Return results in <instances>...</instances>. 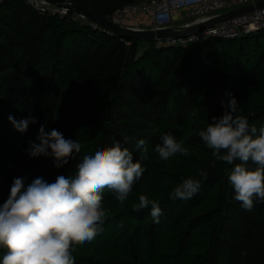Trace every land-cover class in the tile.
I'll list each match as a JSON object with an SVG mask.
<instances>
[{
    "label": "trees",
    "instance_id": "16d2710c",
    "mask_svg": "<svg viewBox=\"0 0 264 264\" xmlns=\"http://www.w3.org/2000/svg\"><path fill=\"white\" fill-rule=\"evenodd\" d=\"M70 1L107 16L134 0ZM141 40L41 15L24 0L2 3L0 204L16 177L52 182L73 174L88 150L117 142L133 150L144 139L146 171L123 206L104 190L102 231L75 246V264H264V202L252 211L241 207L227 179L234 165L217 161L198 135L231 96L250 126H264V28L187 47L158 48L152 40L145 47ZM10 114L17 121L31 114L37 123L20 133ZM41 125L80 140L81 153L59 169L50 158H30L26 149ZM164 133L190 154L161 160L154 148ZM189 177L201 181L199 191L171 199L172 189ZM141 194L159 202L158 223L150 206L134 210Z\"/></svg>",
    "mask_w": 264,
    "mask_h": 264
},
{
    "label": "clouds",
    "instance_id": "9594fccd",
    "mask_svg": "<svg viewBox=\"0 0 264 264\" xmlns=\"http://www.w3.org/2000/svg\"><path fill=\"white\" fill-rule=\"evenodd\" d=\"M221 103L223 114L214 116L198 135L217 161L234 165L227 177L234 199L245 211H252L256 202H264V126L257 130L247 117L237 114L235 96ZM8 120L20 133L37 123L31 114L19 121L10 114ZM160 141L154 151L161 160L190 154L171 133L161 135ZM82 147L80 140L65 138L62 132L41 125L26 152L30 158H50L59 169L80 154ZM134 152L139 153L138 160H134ZM148 154L144 139L138 140L133 150L119 142L99 145L79 157L73 174L58 175L52 182L43 177L31 182L26 177L14 178L7 199L0 204V264H75V246L93 241L102 231L108 215L102 203L104 190H110L123 206L146 171L141 161L147 160ZM249 162L255 167H247ZM199 175L206 178L207 173ZM200 187L198 179H183L170 198L191 199ZM149 206L150 216L158 223L162 214L158 201L141 194L133 208Z\"/></svg>",
    "mask_w": 264,
    "mask_h": 264
},
{
    "label": "built area",
    "instance_id": "2783aa9c",
    "mask_svg": "<svg viewBox=\"0 0 264 264\" xmlns=\"http://www.w3.org/2000/svg\"><path fill=\"white\" fill-rule=\"evenodd\" d=\"M4 1L0 0V6ZM24 1L41 15L70 17L81 24L110 31L85 13L72 7L70 3L62 4L51 0ZM260 1L263 0H134L106 17L119 26L137 30L172 29L182 32L205 24L224 14L223 12L228 9L256 5ZM263 28L264 6L255 7L252 11L207 25L198 31L185 33L182 36L156 38L153 41L158 48L187 47L214 38L237 39ZM125 43L131 45L130 40H125Z\"/></svg>",
    "mask_w": 264,
    "mask_h": 264
},
{
    "label": "water",
    "instance_id": "95a60500",
    "mask_svg": "<svg viewBox=\"0 0 264 264\" xmlns=\"http://www.w3.org/2000/svg\"><path fill=\"white\" fill-rule=\"evenodd\" d=\"M51 1L62 3V4L70 3V5H72V7H74L75 9L85 13L91 19L95 20L96 22L101 24L106 29L114 32L115 34H117L123 38L143 39V40H152V41L155 40L156 38H166V37H170V36H182L185 33L201 30L204 27H206L207 25L218 23V22L230 19L236 15H240V14L246 13L248 11H252L255 7H263L264 6V0H263V1L258 2L256 5H250V6H245V7L234 9L232 11L224 13V14L206 22L205 24H201V25L192 27L188 30L178 32V31H174L172 29L153 31V30H137V29H133V28L122 27V26H119L118 24H115L114 22H112L106 16L100 15V14L90 10L89 8H87L81 4L74 3L70 0H51Z\"/></svg>",
    "mask_w": 264,
    "mask_h": 264
},
{
    "label": "rangeland",
    "instance_id": "374dc122",
    "mask_svg": "<svg viewBox=\"0 0 264 264\" xmlns=\"http://www.w3.org/2000/svg\"><path fill=\"white\" fill-rule=\"evenodd\" d=\"M232 10H234V9H228V10L224 11L223 13L229 12V11H232ZM141 44L146 47V46H148L150 44V41L149 40H141Z\"/></svg>",
    "mask_w": 264,
    "mask_h": 264
}]
</instances>
